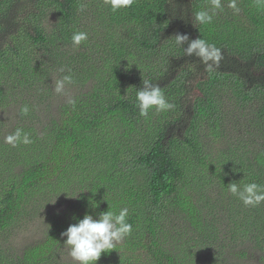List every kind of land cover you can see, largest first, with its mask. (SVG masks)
<instances>
[{
    "label": "trees",
    "instance_id": "trees-1",
    "mask_svg": "<svg viewBox=\"0 0 264 264\" xmlns=\"http://www.w3.org/2000/svg\"><path fill=\"white\" fill-rule=\"evenodd\" d=\"M237 5L240 11L234 13L223 0L213 22L200 25L195 12L210 10L209 0H136L117 13L104 0H0V84L4 80L14 90L16 79H30L46 91L51 83L46 74L62 65L72 68L75 59L84 63L73 67L77 84L93 83L75 104L62 107L41 149L42 138H35L22 157L10 160L8 185L0 189V236L19 221L31 197L39 200L47 190L71 195L73 185L80 189L72 206L79 219L97 217L109 205L117 214L128 208L131 236L146 233L139 245L149 258L138 264H186L185 250L162 245L157 234L158 226L168 228L170 212L195 233L217 239L209 216L218 205L204 191L219 183L217 201L223 203L225 187L239 183V175L229 176L219 151L212 152L204 137L208 127V138L236 141L221 121L229 114L225 100L252 116L253 130L263 140L260 150H248L246 161L233 159L238 172L248 183L264 185V8L255 0ZM77 31L86 32L88 40L74 48ZM178 33L220 48V67L209 73L197 57L186 56L175 44ZM143 79L159 85L175 107L142 117L136 90ZM145 135L144 144L135 146ZM233 150L226 151L232 156ZM243 220L249 226L244 238L264 248V203L250 208ZM54 242L52 236L28 247L14 262L50 264ZM125 260L113 264H137Z\"/></svg>",
    "mask_w": 264,
    "mask_h": 264
},
{
    "label": "rangeland",
    "instance_id": "rangeland-1",
    "mask_svg": "<svg viewBox=\"0 0 264 264\" xmlns=\"http://www.w3.org/2000/svg\"><path fill=\"white\" fill-rule=\"evenodd\" d=\"M228 2L229 0H224V5L227 7ZM70 61L69 59L68 62ZM79 65H84V63L75 59L72 66L80 69ZM73 67L66 68L65 65H62L55 68L54 71L48 72L46 80L51 81V83L46 86V91L31 83L30 79L25 82L16 79V89L14 90L8 83L9 91L7 90L8 87L4 85V80L0 84V189L8 185L9 177L6 174L10 172L12 167L10 160L22 157L32 144L12 147L4 142V138L14 132L16 128H22L25 132L30 133L32 140L42 138L38 147L41 149L45 142L44 139L50 135L53 124L59 119L63 110L62 107L69 104L70 100H75L79 93L93 85L92 82H87L83 86L84 82L79 77L78 79L82 83L77 84L75 75L79 72L74 71ZM61 68L64 69V72L60 71ZM65 74H71L74 83L66 85L65 93L58 95L54 91V81ZM105 81L106 79H103L102 83ZM102 83L101 85H103ZM2 88L3 90H1ZM25 106L29 108V112L23 116L21 109ZM225 106L229 114L226 115L227 120L222 119L221 121H226L224 122L228 126L226 130L229 134L233 133L236 141L230 136L225 139L222 136L220 140L208 138L211 135L207 127L209 120L202 122L207 127L204 138L206 142L211 141L212 144L208 143V146L215 149H211L212 152L219 151L221 160L229 168V176L232 177L233 172L238 174L239 182L241 181V186H243L248 182L244 175L238 172L236 164H240V158L246 161V157L251 156L247 153L248 150H260L259 144L263 143V140L260 138V133L253 130L255 123L252 121V116H245V113L234 101L225 100ZM234 116L235 118H233ZM145 137L146 135L141 137L135 146L143 145ZM228 144L234 147L232 156L226 151L231 147ZM233 159L237 160L236 164ZM134 185L136 187L138 182L133 184V188H135ZM219 186V183H214L204 191V197L214 196L213 199L218 205V208L211 210L212 214L209 216L210 219H214L218 227V238L212 239L195 233L183 219L174 212H170L166 223L168 228L161 231L162 227L165 226H158L157 234L162 245H166L170 249L185 250L183 259L186 264H264V248H260L256 246L255 242L244 238L246 234H249V226L243 220V215L252 207L244 206L243 202L232 196L226 188L228 185L225 187L226 196L224 195L223 203L218 202L219 191L217 188ZM68 189L72 196L67 195V191L54 193L53 190H47L45 196L39 200H34L35 198L32 197L29 199V205L19 221L6 229L0 236V264H16L28 247L42 244L52 236H54L55 242L50 264H75L68 254L69 249L64 246L67 238L62 237L61 234L70 225L77 223L79 219L74 214L76 209L72 208L77 198L72 197L80 189L77 186L73 187V185ZM232 199L234 205L229 203V206L227 203ZM213 203L215 202L213 201ZM92 216L94 218L99 217V215L95 217L93 214ZM145 234L130 235L122 243L117 244L113 251L102 254L97 264H113L116 260L125 259L123 261L125 263L138 264L144 262L149 256L145 255L144 250L139 245V240H144ZM129 240L128 246H122Z\"/></svg>",
    "mask_w": 264,
    "mask_h": 264
},
{
    "label": "clouds",
    "instance_id": "clouds-1",
    "mask_svg": "<svg viewBox=\"0 0 264 264\" xmlns=\"http://www.w3.org/2000/svg\"><path fill=\"white\" fill-rule=\"evenodd\" d=\"M211 9H203L195 12V22L200 25H210L218 11H223V0H209ZM113 13L131 8L136 0H104ZM259 8H264V0H255ZM228 7L239 13L240 9L237 0H229ZM85 5H81L80 11H84ZM195 26V25H194ZM175 44L182 47L184 54L188 57L195 56L205 65V71L211 73L220 67L223 60V53L216 45L208 43L203 38L191 40L186 34H176L174 36ZM72 45L78 48L88 40L86 32H74ZM185 44L188 46L185 48ZM64 72V69H60ZM70 72V70H69ZM143 87L136 90V104L142 117L147 118L151 110L157 113L168 112L175 106L168 102L167 98L159 85H153L150 81L143 79ZM72 75H63L60 79L54 81V91L58 95L65 93L66 85L73 84ZM134 88V87H133ZM69 103L75 104L74 100ZM29 112L27 106L21 109V115L26 116ZM4 142L12 147L20 145H29L33 141L30 133L22 128H16L4 138ZM232 196L243 202L246 207H257L264 203V185L255 182L246 183L241 186L239 183L232 182L227 187ZM72 198H78L72 197ZM98 207V205H93ZM129 210L127 207L121 208L117 213L111 210L99 213L98 218L86 214L83 219H78L77 223L72 224L63 232L62 237L67 239L64 246L69 249V256L75 264H97L102 254L113 251L117 244L122 243L132 234L133 227L128 222Z\"/></svg>",
    "mask_w": 264,
    "mask_h": 264
}]
</instances>
